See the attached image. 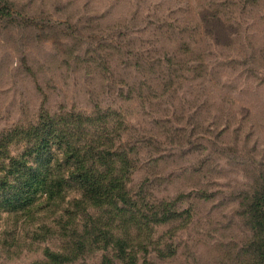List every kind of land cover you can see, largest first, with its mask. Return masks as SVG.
<instances>
[{
    "label": "rangeland",
    "instance_id": "1",
    "mask_svg": "<svg viewBox=\"0 0 264 264\" xmlns=\"http://www.w3.org/2000/svg\"><path fill=\"white\" fill-rule=\"evenodd\" d=\"M47 118L110 131L127 204L63 181ZM263 193L264 0H0V264H264Z\"/></svg>",
    "mask_w": 264,
    "mask_h": 264
},
{
    "label": "trees",
    "instance_id": "2",
    "mask_svg": "<svg viewBox=\"0 0 264 264\" xmlns=\"http://www.w3.org/2000/svg\"><path fill=\"white\" fill-rule=\"evenodd\" d=\"M72 114L73 112L70 113L69 117L73 118L74 116ZM78 115L82 116V114H78ZM47 122L49 123L48 125H50L51 127L47 129L45 126L41 132H38L37 137H39V141L36 143V151L38 152V154H43L44 152H46V148L49 147L50 143L57 145L58 150L62 153L61 155L63 156V159H65L66 163L67 164L72 163L71 164L72 168L69 174H67L65 177H61L63 181L69 179V177H73V179L79 180L80 183H82L83 186L86 188L87 194H91L92 199H94L95 201H98L104 197V195L100 191H103L105 193L110 192L111 197L114 199H121V198L125 199V204H127L130 201L127 199L128 198L127 192H125V198H124V190H123L124 188L123 186L126 187V184H127L126 182L130 181V177H131L130 175H132V171H131V169L133 168L131 165L132 161L130 157H128V155L125 157L126 161L124 163V166L123 164H121V167H125L124 173H123V169L120 168L117 172L119 173L118 176H115L114 175L115 172L110 170L111 175H114V177L112 178L110 176L107 178L108 169L113 168L114 165L116 168V163L114 164L112 159L119 158V160H121L122 162V157H120V154L114 152L113 146L109 143L112 140V138L109 135L110 133L109 130H103L100 128L97 132L99 140L102 142L101 145L102 144L105 145L104 148L101 149L100 145H97V148H96V145L93 142H91L87 146V148L84 147L86 148L85 153H84L82 152L84 150L80 148L79 149L75 148L74 150L71 144L69 146V149L66 150L64 145L65 143H68L70 141H68V139L67 141L62 140L64 138L60 136L59 134L61 133L60 131L59 133L58 132L56 133L57 130L55 128L54 121L50 122V119L47 118ZM77 132L81 134L80 130L79 131L77 130ZM78 144L79 143H77V145ZM96 165L98 166V170L95 168ZM102 166L104 168V171L100 170ZM22 167H24V164L17 165L18 170L21 169ZM123 174H125V176H123ZM18 177L19 179L20 178L23 179L24 174L22 176L19 174ZM6 181H7V177L2 183H4L5 185ZM58 181H59L58 175L57 176L54 175V178L50 179L49 186H47L46 188L44 187L42 188V190H46L51 200L56 197L55 189L56 187H58V185L60 186ZM26 182H29V180H26ZM103 183L106 184L105 187H102ZM29 185L26 189L19 190L17 192V197L11 196L10 202L12 203L17 202L21 206H24L27 203H29L32 200V197H34V195L37 193V190H38V189L31 190ZM53 185H56V186L53 188ZM107 187H108V190L106 189ZM262 196L264 197V193L262 194ZM131 201L133 202V200ZM151 208L152 209L156 208V205L150 204L147 210ZM153 214L155 215L159 214V211L158 212L153 211ZM260 244H261L262 249L264 250V244L262 242H259V245ZM59 256H62V255L59 254ZM58 258H61V257H58ZM38 264H44V263L40 262Z\"/></svg>",
    "mask_w": 264,
    "mask_h": 264
}]
</instances>
